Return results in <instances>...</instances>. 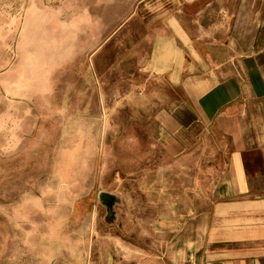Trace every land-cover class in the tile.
<instances>
[{"label": "rangeland", "instance_id": "374dc122", "mask_svg": "<svg viewBox=\"0 0 264 264\" xmlns=\"http://www.w3.org/2000/svg\"><path fill=\"white\" fill-rule=\"evenodd\" d=\"M167 2L0 0V264H105L150 232L167 161L131 61Z\"/></svg>", "mask_w": 264, "mask_h": 264}, {"label": "crops", "instance_id": "0c3cea01", "mask_svg": "<svg viewBox=\"0 0 264 264\" xmlns=\"http://www.w3.org/2000/svg\"><path fill=\"white\" fill-rule=\"evenodd\" d=\"M182 1L168 0L131 61L144 73L135 87L157 97L168 184L150 232L125 231L126 251L104 261L264 264V0Z\"/></svg>", "mask_w": 264, "mask_h": 264}, {"label": "water", "instance_id": "95a60500", "mask_svg": "<svg viewBox=\"0 0 264 264\" xmlns=\"http://www.w3.org/2000/svg\"><path fill=\"white\" fill-rule=\"evenodd\" d=\"M98 199L102 205H104L107 209H112L114 204L117 201V198L114 194L108 192H99Z\"/></svg>", "mask_w": 264, "mask_h": 264}]
</instances>
